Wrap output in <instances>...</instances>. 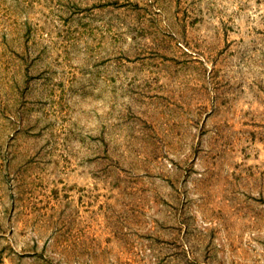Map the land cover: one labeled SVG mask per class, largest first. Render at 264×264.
I'll use <instances>...</instances> for the list:
<instances>
[{
  "label": "rangeland",
  "instance_id": "obj_1",
  "mask_svg": "<svg viewBox=\"0 0 264 264\" xmlns=\"http://www.w3.org/2000/svg\"><path fill=\"white\" fill-rule=\"evenodd\" d=\"M0 264H264V0H0Z\"/></svg>",
  "mask_w": 264,
  "mask_h": 264
}]
</instances>
